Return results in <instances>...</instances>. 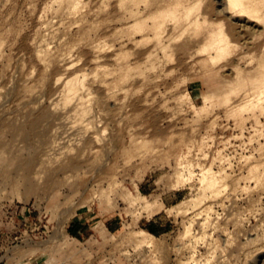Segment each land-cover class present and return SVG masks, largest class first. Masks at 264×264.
Wrapping results in <instances>:
<instances>
[{"label": "rangeland", "instance_id": "rangeland-1", "mask_svg": "<svg viewBox=\"0 0 264 264\" xmlns=\"http://www.w3.org/2000/svg\"><path fill=\"white\" fill-rule=\"evenodd\" d=\"M247 1L0 0V264H264V0ZM79 217L93 236L71 240Z\"/></svg>", "mask_w": 264, "mask_h": 264}, {"label": "crops", "instance_id": "crops-1", "mask_svg": "<svg viewBox=\"0 0 264 264\" xmlns=\"http://www.w3.org/2000/svg\"><path fill=\"white\" fill-rule=\"evenodd\" d=\"M88 218H82L79 217L76 220L71 221L67 227H66V234L71 240H76V241H83L84 238L88 237L91 238L93 234L91 233L92 226L86 222ZM102 227L104 230L109 233H115L118 231V228L116 227L117 224H113L112 222H109V220H105L103 223H101ZM165 230H161V226H157L155 224H148V226L145 228V231H142L146 236L153 238L154 236H159L161 232H164ZM47 262V259L43 262L40 263L38 261V264H44ZM54 261H50L47 264H52ZM94 264H99V263H94ZM101 264V263H100ZM109 264V263H105Z\"/></svg>", "mask_w": 264, "mask_h": 264}, {"label": "bare ground", "instance_id": "bare-ground-1", "mask_svg": "<svg viewBox=\"0 0 264 264\" xmlns=\"http://www.w3.org/2000/svg\"><path fill=\"white\" fill-rule=\"evenodd\" d=\"M240 1H241V2H244L245 0H240ZM251 1H253V0H251ZM241 2H239V3H241ZM246 2H248V1L246 0ZM255 2H256V1H255ZM250 3H254V1H253V2H250ZM243 4H244V3H243ZM246 4H247V3H246ZM246 4H245V5H246ZM239 5H240V4H239ZM247 5H248V8H247V9H248V13H251L252 11H249V10H250V9H249V5H250L249 2H248ZM240 6H241V5H240ZM254 6H256V5L254 4ZM227 7H228V6H227ZM247 9H246V10H247ZM257 9H258V8H257ZM230 12H231V11H230ZM258 13H259V12H258ZM240 14H241V13H240ZM256 14H257V13H256ZM244 15L247 16L246 14H244ZM249 15H252V13L249 14ZM249 15H248V16H249ZM229 16H230V15H229ZM241 17H242V16H241ZM239 18H240V17H239ZM252 21H253V20H252ZM252 21H251V22H252ZM103 49H104V48H103ZM94 51H98V49H97V50L94 49ZM101 51H102V50H101ZM98 53H99V52H98ZM96 54H97V52H96ZM96 61H97V60H96ZM98 61H99V60H98ZM261 65H262V64H261ZM68 69H69V68H68ZM77 75H79V74H77ZM87 76H89V75L87 74ZM83 77H85L84 74H83V76H82L81 78L83 79ZM90 77H91V76H90ZM74 78H75V79H72V80H70V79L68 80V79H67V82H66V83L64 82V83H65V85H66V88L68 87V88L70 89L69 91H72V90H73V94H74V95L76 94V95H75L76 97H77V96H81V91H82V90H81V91L78 90V91H80V93H79V92L76 91L75 89H76V87H78V86L81 87V86H82V83H81V82H84L85 80L81 81V80H79L77 77H74ZM81 78H80V79H81ZM87 78H88V77H87ZM62 79H64V78H62ZM60 81H61V80H59L58 82H60ZM79 81H81V82H79ZM256 81H258V80H256ZM85 82H86V81H85ZM60 83H61V82H60ZM60 83H58V84L60 85ZM86 83H87V82H86ZM68 85H69V86H68ZM82 87H84V86H82ZM79 89H81V88H79ZM83 89H84V88H83ZM74 90H75L77 93H79V95H77L76 92L74 93ZM59 91H60V90H59ZM84 91H85V89H84ZM61 92H62V91H61ZM61 92H60V93H61ZM56 93H57V92H56ZM60 93H59V94H60ZM84 93H85V92H82V94H84ZM87 93H88V92H87ZM59 94H58V95H59ZM62 94H63V92L61 93V98H62ZM64 94H65V92H64ZM64 94H63V96H65ZM73 94H72L70 97L74 96ZM89 94H90V93H89ZM66 95L69 96L68 93H67ZM85 95H86V94H85ZM59 96H60V95H59ZM67 96L64 97L65 100L68 99L66 102L69 101V98H66ZM75 96H74V97H75ZM57 97H58V96H57ZM74 97H72L73 100H74ZM72 98H71V99H72ZM80 98H81V97H80ZM80 98H78L77 101H79ZM55 99H56V98H55ZM55 99H53V100H55ZM59 99H60V97H59ZM71 99H70V100H71ZM76 99H77V98H76ZM82 99H84V98H82ZM87 99H88V98H87ZM61 100H63V99H61ZM65 100L63 101L64 103H65ZM73 100L69 101V104H70V105H69V109H70V107L73 105V104H72V103H73V102H72ZM80 100H81V99H80ZM61 102H62V101H59V102L57 101V102H55L56 105H57V106H55V107L57 108L56 110H59V111H62V110H64V109L67 110V109H66V108H67L66 105H65L66 108H64V109H62V110L58 108V107H59L58 105H59V103H61ZM63 102H62V103H63ZM74 102H75V101H74ZM84 102H85V101H84ZM55 103H54V104H55ZM80 103H82V102H80ZM71 104H72V105H71ZM76 104H78V103L76 102ZM60 105H61V107H64V106H62L63 104H60ZM74 106H75V103H74ZM80 106H81V105H80ZM84 106H85V104H84ZM88 106H89V105H88ZM82 107H83V106H82ZM79 108H80L81 110L83 109V108H81V107H79ZM79 108H78V109H79ZM84 108H85V107H84ZM69 109H68V110H69ZM65 110H64V111H65ZM81 110H80V111H81ZM85 110H86V108H85ZM59 111H57V112L60 113ZM77 111L79 112V110H77ZM83 111H84V110H83ZM86 111H87V110H86ZM72 112H73V111H72ZM74 112L76 113V111H74ZM78 112L75 114V116L78 114ZM63 113H64V112H63ZM84 113H86V112L84 111ZM73 114H74V113H72V116H74ZM80 114H82V113H79V115H80ZM52 115H53V114H52ZM64 115H65V114H64ZM68 115L71 116V114H68ZM68 115H66V116H67V117H70V116H68ZM82 115H83V114H82ZM85 115H86V114H85ZM80 116H81V115H80ZM83 116H84V115H83ZM51 117H52V116H51ZM81 117H82V116H81ZM82 118H83V117H82ZM67 119H68V118L63 119V123H64V120H67ZM53 121H54V120H53ZM67 121H68V120H67ZM69 121H70V120H69ZM81 121H82V120H81ZM61 122H62V121H60L59 124H61ZM79 122H80V121H79ZM53 123H54V122H53ZM57 123H58V122H57ZM63 123H62V125H63ZM65 123H66V122H65ZM81 123H83V122H81ZM66 124L68 125V122H67ZM66 124H64V127H65ZM70 125H71V124H70ZM68 126H69V125H68ZM76 126H77V125H75L74 127H76ZM82 126H83V125H82ZM82 126H80V127H82ZM84 126H85V125H84ZM64 127L61 126V128H60V127H59V128H60L61 130H63ZM66 127H67V126H66ZM66 127H65V128H66ZM69 127H71V126H69ZM59 128H58V130H60ZM65 128H64V129H65ZM67 129H70V132L74 130V129L72 130V127H71V128H67ZM67 129H66V130H67ZM82 129H84V128H82ZM61 130H60V131H61ZM91 130H92V129H91ZM74 131H75V130H74ZM80 131H81V130H79V131L77 130V131H75V132H76V134H77V133H80ZM87 131H88V130H87ZM61 132H62V131H61ZM68 132H69V130H68ZM64 133H67V132L64 131ZM81 133L85 134V133L82 132V131H81ZM81 133H80V134H81ZM57 134H59V133H57ZM62 134H63V133H62ZM67 134H68V133H67ZM72 134H74V133L72 132ZM80 134H78V136H79ZM83 134H82V135H83ZM65 135H66V134H65ZM74 135H75V134H74ZM66 136H67V135H66ZM66 136H65V137H66ZM69 136H70V135H68V139H69ZM78 136H77V138H78ZM83 136H84V135H83ZM83 136H82V137H83ZM60 137H61V136H60ZM61 138H62V137H61ZM63 138H64V136H63ZM63 138H62V139H63ZM79 138H81V137H79ZM64 139H67V138H64ZM72 139H73V138H72ZM72 139L70 138V141H71ZM75 139H76V137H75ZM83 139H84V138H83ZM92 139H93V138H92ZM77 140H79V139H77ZM75 141H76V140H75ZM82 141H83V140H82ZM62 142H63V141H62ZM65 142H67V141L65 140ZM68 142H69V140H68ZM78 142H80V141H78ZM58 143H60V142L58 141ZM50 144H51V143H50ZM60 144H62V143H60ZM63 144H65V143H63ZM76 144H77V143H76ZM54 145H55V144H54ZM56 145H58L57 142H56ZM62 146H63V145H62ZM62 146H61V147H62ZM56 147H57V146H56ZM59 147H60V146L58 145V148H59ZM63 147H64V146H63ZM63 147H62V148H63ZM52 150H53V149H52ZM50 165H51V164H50ZM46 167H47V166H46Z\"/></svg>", "mask_w": 264, "mask_h": 264}, {"label": "built area", "instance_id": "built-area-1", "mask_svg": "<svg viewBox=\"0 0 264 264\" xmlns=\"http://www.w3.org/2000/svg\"><path fill=\"white\" fill-rule=\"evenodd\" d=\"M0 263H1V261H0Z\"/></svg>", "mask_w": 264, "mask_h": 264}]
</instances>
